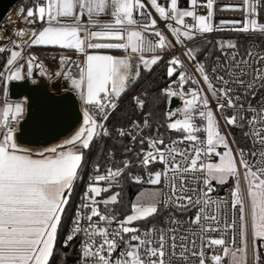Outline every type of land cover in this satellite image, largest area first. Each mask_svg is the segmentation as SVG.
<instances>
[{
    "label": "snow or ice",
    "instance_id": "6c2138e0",
    "mask_svg": "<svg viewBox=\"0 0 264 264\" xmlns=\"http://www.w3.org/2000/svg\"><path fill=\"white\" fill-rule=\"evenodd\" d=\"M187 2V7H181L180 0H36L32 7L21 9L29 24L41 27L19 29L15 32L19 39L11 47L0 46V54L9 53L0 69V264H52L85 151L94 142L111 138L113 131L121 140L129 137L132 145H141L137 154L141 168L155 164L162 168L144 177L129 171L132 162L127 159L120 162L122 166L107 167L103 174L96 165V175L63 240L62 246L68 248L82 238L75 247L76 264H264V50L249 48L240 55L234 42H221L218 48L225 59L217 57L209 71L206 62L198 59L197 49L187 46L199 35L225 30V25L233 31L264 35L259 20L264 0L222 5L221 10L243 11L245 16L242 21L217 23L216 0ZM149 7L164 29L158 27ZM198 8L206 13L198 14ZM39 46L75 50L84 61L75 64L61 56V67L49 73L35 54L25 55L26 49ZM177 46H182L183 59L173 55L167 61L170 83L161 94L167 105L173 99L182 101V107L166 112L167 129L181 135L169 143L159 135L146 136L144 129L152 127L149 119L109 130L111 112L140 79L141 68L151 72L163 60L162 53ZM89 49H118L126 55ZM73 64L77 75L66 67ZM34 69L50 79L63 77L85 106L82 124L71 137L38 152L17 143L27 98L13 103L8 93L11 82L32 79ZM133 100L142 111L147 93ZM229 109L232 115H226ZM232 128L243 132L250 148L236 145ZM125 151L131 152L132 147ZM125 176L135 184L162 187L141 192L131 213L119 219L110 206L120 202L121 193L112 189ZM225 185L229 187L226 197L213 195ZM103 193L111 194L102 198ZM164 210L168 215L162 226H134ZM60 256L69 258L68 253Z\"/></svg>",
    "mask_w": 264,
    "mask_h": 264
},
{
    "label": "trees",
    "instance_id": "16d2710c",
    "mask_svg": "<svg viewBox=\"0 0 264 264\" xmlns=\"http://www.w3.org/2000/svg\"><path fill=\"white\" fill-rule=\"evenodd\" d=\"M226 40H234L236 42H242L241 39L225 37ZM216 37L193 40L190 42L189 47L197 49L200 53L198 59L206 64L211 69L213 61L221 54V50L218 48V44L221 43L220 40ZM39 52L44 51H58V48H36ZM111 54L115 52L111 51ZM163 60L159 62L158 65L153 66L151 72L142 70L141 77L135 84H133L127 92L121 96L119 100L118 107L113 112L111 117L107 122V127L109 130H114L120 127H127L133 121H140L143 119V116L147 113H151L148 116L149 120L153 125L159 126L161 132L164 134L167 140L172 141L177 139L181 134L174 133L167 129L166 127V112L169 110V105L166 104L165 98L161 94V89L166 88L167 84L170 82L169 78L166 75L167 61L172 57L170 52L162 53ZM7 54H0V69H2ZM2 87V85H0ZM147 93V102L145 108L141 111L137 108L134 103V96H141L143 93ZM245 131V130H244ZM232 134L235 137V140L238 145L246 148H250L248 139L243 135V132L240 129H232ZM126 137L118 138L113 131V136L111 138L104 137L99 142H94L92 147L89 150L85 151V161L82 165V172L86 175L90 170L94 169L98 164L100 167H103L104 160L107 154L114 153L119 157L126 155ZM231 184V181H229ZM229 188L228 185L220 186L217 188V193L223 192L224 189ZM141 187L133 184L129 180H125L122 186L113 189L112 192H120L119 197L120 202L115 206L117 212L125 216L131 212V203L135 196L138 194ZM76 191L72 193V197L68 207L65 210V213L62 218L61 228L59 230L58 240H57V255L54 257L52 264H73L76 260V253L74 245H70L68 248H64L63 240L68 232V226L72 215V203L76 198ZM111 194V193H109ZM167 212L163 211L155 217L149 218L148 221H143L141 223L142 228L149 227L152 224L159 225L162 222L164 216ZM60 253H68L69 258L67 261L63 260L60 256Z\"/></svg>",
    "mask_w": 264,
    "mask_h": 264
},
{
    "label": "built area",
    "instance_id": "2783aa9c",
    "mask_svg": "<svg viewBox=\"0 0 264 264\" xmlns=\"http://www.w3.org/2000/svg\"><path fill=\"white\" fill-rule=\"evenodd\" d=\"M35 2H36V0H23L22 1L23 9L26 10L27 8L32 7ZM146 2H147V0H146ZM160 2L161 3H165L166 0H160ZM225 4H243V0H216V11H215V20H214V23H217V22H219L222 19L223 20H241V21L244 19L245 13L243 11L221 10V6L222 5H225ZM180 6L181 7H187L188 6L187 0H180ZM18 8H19L18 5L14 6L11 9V12L8 14V16L5 19L2 20V22L0 23V33H6V25L4 24V20H6L9 17V15L11 13H13L15 9H18ZM149 10L152 12V15L154 17H157V19H158V27L160 29H164V23L161 22V21H159L158 14H156L155 11L153 9H151L150 7H149ZM260 11H261V15L259 17V20H260L261 23H264V9H261ZM197 12H198V14H205L206 13V9H204V8H198L197 9ZM186 22L192 23V21L190 19H187ZM24 24L26 25V27L35 26L36 29H39L41 27V25L39 23H36L34 25H27L26 24V21H25ZM239 26L240 25H237V27H239ZM224 28H225V30H223V31H221V30H214L211 33H206V34H203V35H199L194 40L206 39V38H209V37H232V38L241 39V41H242V42H237L236 43L237 49H238L240 55H244L249 48H252L253 50H264V35H261L258 32L243 33V32L233 31V30H230L232 28L231 25H225ZM165 34L168 36L169 39H173V37L171 36V34L168 33L166 30H165ZM149 38L150 39H155V37H149ZM93 42H103V41H93ZM8 43L9 42H7L5 45H8ZM189 44H190V42H188L187 46H189ZM115 50H118V49H115ZM88 51L90 52L91 49H89ZM225 51L231 52L232 50L226 48ZM29 53L35 54L39 58V61H41L39 55L40 54L45 55L47 57L46 58L47 61H46V64L45 63H43V64H44L45 68L48 70V72H49V69L50 68H52V70H53V68L55 67V63H54L53 57H56L57 58V62L58 63H59V58L61 57V55H58V54H46V53H42V52L41 53L40 52L34 53L31 49H26L25 50V55L27 56ZM171 53H172V56L173 55L180 56L181 59H183L182 46H177L175 49L171 50ZM158 54H160V53H158ZM124 55H126V53ZM124 55H117V56H124ZM145 55L146 56H150L151 53H146ZM113 56H115V55H113ZM68 57H70L71 60L75 62V64H82L83 61H84L83 55L78 54V53L77 54H72V55H70ZM218 57L220 58V61H223L225 59V57H224V55H222V53ZM215 62H216V59L213 61L212 66H213V64ZM75 64L66 66V67H71V71L73 72L74 75L78 73V69L75 67ZM60 67L61 66H59V68ZM142 70L143 69L141 68V72H142ZM169 83L167 84V87H168ZM230 86L234 87V85H230ZM261 94H264V90H262V93ZM259 98H260V96L258 95L257 96V99H259ZM210 99H211V97H210ZM252 103L255 104L256 103V100H252ZM118 104H119V101H118ZM245 105L247 106V102H245ZM182 106H183L182 101H180L178 107H182ZM84 107H81L80 106L82 113L84 111ZM212 108H213L214 111L216 110V105H215L214 102L212 103ZM113 112H111L110 117L113 114ZM24 115H25V113H24ZM226 115H232V110L229 109L226 112ZM144 119H149V118H148L147 115H144L143 116V119L140 120V121H143ZM218 119H220L219 116H218ZM132 123L133 122H131L130 124H128L127 127H130L132 125ZM150 123H151V121H150ZM197 123L199 124L200 121L197 120ZM151 125H152V127L150 129H144V133H143L144 135H146V136H149L150 135V136H153V137L159 135V136H162L164 138L165 143L171 142V141H169V140L166 139V137L164 136V134L161 132L159 126L153 125L152 123H151ZM221 127L224 130V127L225 126L223 124V120L222 119H221ZM18 129H19V126L17 127V131H18ZM232 129H231V135L233 136ZM235 129H239V128H235ZM244 130L247 131V127H245ZM201 135L203 136V134H201ZM126 138H127L126 139V147H132V151L131 152H126L125 151L126 155L123 156V157H119V156H117L115 154H114V156L107 154L106 157H105V160H104L103 167H100L99 166L100 167L101 174H103L105 172V170H106L107 167H113V168H115L118 165L119 166H122L120 164V162L122 160H125V159H127V160H129V161L132 162V166L129 169V171L133 175H141V176L147 177V172L148 171H155V170H158V169H161L162 168V165H160V164H155V165L151 166L150 169L141 168L139 166V158L137 156V154L140 152L141 145L139 143H136L135 145H132L131 144V141H130V138L129 137H126ZM235 142H236V140H235ZM236 145H238L237 142H236ZM249 145L251 147L250 142H249ZM178 146L179 147H184V145H178ZM238 146L239 147H242L240 145H238ZM143 147L146 149L148 147V145L145 144V145H143ZM243 148H246V147H243ZM80 175H82V176L80 177V179L76 183V185L74 187V190H73V192L77 190V192H76L77 194H76V198L74 199V202L72 203V215H71V219H70V222H69L68 230L71 227V223H72V221L74 219L75 213H76L79 205L82 203V198L84 196V192H85L88 184L90 183L91 177H93L94 175H96L95 168L92 169V170H90L86 175H84L83 172L80 171ZM125 180H128L127 177L126 176L125 177H122L121 178V184L120 185H117V186H114L113 189H116V188L122 186L123 183L125 182ZM133 184H135V183H133ZM135 185H137V186H139L141 188L153 187V185H149L147 183H144V184H135ZM101 186H103V185H101ZM160 187H162V186H160ZM163 187H164L165 191H167V185H166V183H165V185H163ZM228 192H229V188H226L221 193H217V190H216V192L213 193V195L214 196H219V197H226L228 195ZM109 195H110L109 193H103L102 194V198H106ZM110 207H113L114 208V214L117 215L119 219H123L126 216V215L123 216L119 212H117L116 209H115V206H110ZM101 210L102 211L104 210L103 205H101ZM164 211L167 212L166 216H164V218H165L168 215V210H164ZM193 214H194L193 212L187 213V215H193ZM164 218L162 219L161 224H159L158 226H162L164 224ZM142 222L143 221L137 222V224L134 225V226H138L141 229H147L148 227L142 228V225H141ZM113 227H115V224H113ZM213 235H218V234H215L214 233ZM230 235L231 234L229 233V235H228V237H226V239L230 238ZM81 239H82L81 237H78L76 240H74L72 242V245H74V247L78 246ZM75 253H76V258H77V256H78L79 253L76 250H75ZM73 264H76V260H75V262Z\"/></svg>",
    "mask_w": 264,
    "mask_h": 264
},
{
    "label": "water",
    "instance_id": "95a60500",
    "mask_svg": "<svg viewBox=\"0 0 264 264\" xmlns=\"http://www.w3.org/2000/svg\"><path fill=\"white\" fill-rule=\"evenodd\" d=\"M19 1L0 0V23ZM8 93L13 101L28 100L17 131V141L22 145L47 148L60 144L82 124L83 113L79 103L68 94H56L47 84L35 83L28 78L13 81L8 85ZM179 103L178 99H173L169 108L178 107Z\"/></svg>",
    "mask_w": 264,
    "mask_h": 264
},
{
    "label": "rangeland",
    "instance_id": "374dc122",
    "mask_svg": "<svg viewBox=\"0 0 264 264\" xmlns=\"http://www.w3.org/2000/svg\"><path fill=\"white\" fill-rule=\"evenodd\" d=\"M22 1L23 0H20L16 5H18L19 6V8L18 9H15L14 10V12L13 13H11V14H13V15H9V18L6 20V22L4 23L5 25H8V24H11V23H14V22H16V20L17 21H19V22H22L23 24L25 23V19L23 18V16L21 15V9H23V6H22ZM15 5V6H16ZM14 7V6H13ZM11 12V10L8 12V14ZM8 14L5 16V18L8 16ZM4 18V19H5ZM5 21V20H4ZM26 24L27 25H34V24H29L27 21H26ZM25 25V24H24ZM35 28V27H34ZM28 29H30V28H26V29H24V30H28ZM17 30H19V28H17L15 31H14V33H11V32H8V30L6 29V33H0L1 35L2 34H5V35H7V36H9V39H10V41H9V43H8V45H5L6 47H11L12 46V41H14V40H18L19 38L18 37H16L15 36V32L17 31ZM9 33V34H8ZM29 35H30V33H29ZM209 38H212V37H209ZM223 39V38H225V37H216V39ZM24 39L25 40H27L28 39V37L27 36H25L24 37ZM207 39V38H206ZM203 40V39H202ZM229 41H231V42H234L235 44L237 43L236 41H234V40H220V42H224V43H227V42H229ZM58 48V47H51V46H48V47H45V46H39V47H32V48H29V49H31L34 53H37V52H39V51H37L36 50V48ZM189 47V46H188ZM111 51H113V52H115L114 54H116V52H118V50H111ZM111 51H107V50H91L90 52H95V53H98V54H109V55H112L110 52ZM122 52V51H121ZM166 52H170L171 53V50H169V51H166ZM6 54H7V57H8V55H9V53L8 52H5ZM41 53V52H40ZM42 53H46V54H58V55H61V56H66V57H68V56H70V55H72V54H77L78 52H76L75 50H70V49H61V48H58V51H44V52H42ZM79 54V53H78ZM40 55H42V56H45V55H43V54H40ZM40 55H39V57H40ZM171 55H172V53H171ZM54 58V57H53ZM7 59V58H6ZM60 59V58H59ZM6 61V60H5ZM5 64V63H4ZM56 64V63H55ZM4 66V65H3ZM56 66L59 68V63H57L56 64ZM3 68V67H2ZM54 71L52 70V68H50L49 69V73H53ZM27 79V78H26ZM32 80L33 81H35V83H44V84H47L48 86H49V88L50 89H52L53 91H59V83L60 82H63V81H65V79L63 78V77H60V78H57V77H52L51 79L48 77V76H41L40 74H39V69H34V75H33V77H32ZM61 80V81H60ZM66 86H63L62 88H65ZM130 88V87H129ZM60 93H62V91H59ZM9 100H10V102H13V103H15V102H21V101H23L24 99H21V100H18V101H13V100H11L10 98H9ZM0 101H2V96H0ZM79 105L81 106V107H84V105H83V103H82V101L80 100L79 101ZM25 107H26V105H25ZM221 131H224L223 130V128L221 127ZM82 175H80V177H81ZM158 187H160V186H153V187H148V188H141L140 190H139V192H138V194L135 196V198L133 199V201H132V203L136 200V198L139 196V194L141 193V192H143V191H145V190H148V189H154V188H158ZM132 203H131V205H132Z\"/></svg>",
    "mask_w": 264,
    "mask_h": 264
},
{
    "label": "bare ground",
    "instance_id": "6f19581e",
    "mask_svg": "<svg viewBox=\"0 0 264 264\" xmlns=\"http://www.w3.org/2000/svg\"><path fill=\"white\" fill-rule=\"evenodd\" d=\"M13 15V14H11ZM9 18V17H8ZM7 18V19H8ZM6 19V20H7ZM6 20L4 21V23L6 22ZM35 26H30V27H26V25H24L22 22H19L16 20V22L14 23H11V24H8L6 25V29L8 30V32H11V33H14V31L19 28V29H26V28H34ZM36 29V27H35ZM10 39H9V36L5 35V34H0V46H4L7 42H9ZM53 71H57L56 67L53 68ZM78 74V73H77ZM75 74V75H77ZM60 78V77H59ZM61 81V80H60ZM63 86H66L65 88H62ZM59 91H62V93H60L59 91H52L55 92L56 94L58 95H61V94H68L70 95L71 97H73L78 103L80 101V98L79 96L74 92L72 91L71 89V86H70V83L69 82H66V81H63V82H60L59 83Z\"/></svg>",
    "mask_w": 264,
    "mask_h": 264
},
{
    "label": "crops",
    "instance_id": "0c3cea01",
    "mask_svg": "<svg viewBox=\"0 0 264 264\" xmlns=\"http://www.w3.org/2000/svg\"><path fill=\"white\" fill-rule=\"evenodd\" d=\"M103 50H107V51H111V50H115V49H103ZM125 53L122 51L121 52V50H118V52H116V54H112V55H115V56H117V55H124ZM46 56H42V55H40V60L43 62V63H45L46 64ZM53 60H54V63H58L57 62V58L56 57H54L53 58ZM56 64H55V67H56V69L58 70L59 68L56 66ZM66 82H68L67 80H65ZM17 143L19 144V145H21L22 147H25V148H29V149H31L33 152H38V151H42V150H44V149H46V148H36V147H29V146H25V145H22V144H20L18 141H17ZM58 145V144H57ZM54 146H56V145H53V146H50V147H54ZM47 148H49V147H47Z\"/></svg>",
    "mask_w": 264,
    "mask_h": 264
}]
</instances>
